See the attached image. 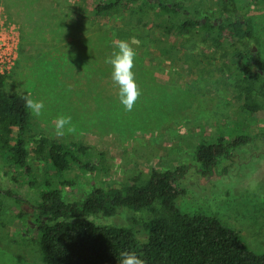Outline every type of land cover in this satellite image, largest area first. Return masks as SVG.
Here are the masks:
<instances>
[{
	"label": "rangeland",
	"instance_id": "obj_1",
	"mask_svg": "<svg viewBox=\"0 0 264 264\" xmlns=\"http://www.w3.org/2000/svg\"><path fill=\"white\" fill-rule=\"evenodd\" d=\"M147 1L133 4L135 9L146 10L138 13L141 23L128 24L125 15L98 16L97 0H0V18L13 22L19 33L18 60L8 74L7 90L28 93L45 104L41 117L31 114L27 134L37 185L31 184V176L22 168L2 160V189L14 190L33 205L41 191L59 188L66 202H77L95 188L131 180L141 184L154 171L193 165L203 142L264 131V113L253 116L244 108L246 94L239 87L243 61L231 60L244 51V45L230 31L223 34L221 47L206 41L201 28L181 36L168 33L164 24L169 15L161 11L160 0H150L149 6ZM175 1H183L190 11L198 9L199 20H217L224 7L223 0ZM234 1L236 15L253 32L249 50L264 59V0ZM124 31L126 36L119 37ZM133 37L140 41L133 71L141 96L129 112L119 101L118 86L105 59L114 50V40ZM255 95L264 104V72ZM60 114L72 117L75 133L53 134L52 122ZM42 139L88 145L95 170L75 166L58 174L35 151ZM253 151L220 177L204 179L188 173L186 194L176 204L186 214L218 217L263 255L264 146ZM8 196H0L4 201L0 264H42L32 206ZM23 210L28 215L21 216ZM130 213L146 222L153 217L148 210L137 213L127 208L111 217L88 215L86 220L129 227ZM137 231L145 241L147 230L140 227Z\"/></svg>",
	"mask_w": 264,
	"mask_h": 264
},
{
	"label": "trees",
	"instance_id": "obj_2",
	"mask_svg": "<svg viewBox=\"0 0 264 264\" xmlns=\"http://www.w3.org/2000/svg\"><path fill=\"white\" fill-rule=\"evenodd\" d=\"M97 1L95 12L98 16L107 13L125 15L128 24H140L142 19L138 13L146 12L142 7L133 8L138 0ZM150 3L148 0L147 6ZM223 4L217 20L206 18L204 22L198 18L200 11H190L183 1H159L161 11L169 15L164 24L168 33L175 31L177 36H181L194 34L201 28L207 35L206 41L212 40L221 47L223 34L230 31L244 45V51L235 53L231 60L243 61L244 78L239 87L246 94V113L255 116L264 113V104L255 95L264 72V59L249 50L253 32L236 15L239 12L236 2L223 0ZM118 29L121 32L122 29ZM124 36L125 31L119 37ZM8 79V74L0 75V161L22 168L31 176V184L35 186L38 182L30 165L27 141L31 113L25 108L23 99L29 94L10 93L7 90ZM263 146L264 131L234 138L222 135L212 143L198 145L193 165L154 171L141 184L131 180L119 186L95 188L83 200L72 203L64 200L61 189L51 187L41 191L39 201L33 205L11 189L5 191L0 187V196L6 193L9 198L32 206L30 214L35 217V241L42 264H118L122 250H134L146 264H264V254L253 251L240 232L216 216L183 213L176 204L186 194L185 177L188 173L198 174L204 179L220 177L235 168L249 152L254 153L253 149L258 151ZM90 149L88 145L74 141L42 139L35 151L47 159L58 174H63L75 166L94 171ZM3 208L4 201L0 200V217ZM127 208L137 213L148 210L153 217L146 222L130 213L132 226L129 227L100 225L86 220L88 215L111 217ZM24 215L28 213L23 210L21 216ZM140 227L147 230L145 241L137 231ZM29 228L32 229L33 225L30 224Z\"/></svg>",
	"mask_w": 264,
	"mask_h": 264
},
{
	"label": "clouds",
	"instance_id": "obj_3",
	"mask_svg": "<svg viewBox=\"0 0 264 264\" xmlns=\"http://www.w3.org/2000/svg\"><path fill=\"white\" fill-rule=\"evenodd\" d=\"M140 41L135 37L129 40L116 39L113 41L114 50L106 57L105 63L111 66V79L118 86V98L126 111H132L141 96V90L135 78V59ZM25 108L34 116L41 117L45 111L42 100L24 96ZM53 134L63 137L76 132L70 115L60 114L53 120ZM118 264H146L134 250H122L119 253Z\"/></svg>",
	"mask_w": 264,
	"mask_h": 264
},
{
	"label": "built area",
	"instance_id": "obj_4",
	"mask_svg": "<svg viewBox=\"0 0 264 264\" xmlns=\"http://www.w3.org/2000/svg\"><path fill=\"white\" fill-rule=\"evenodd\" d=\"M19 51V33L16 25L0 18V75L10 74Z\"/></svg>",
	"mask_w": 264,
	"mask_h": 264
},
{
	"label": "water",
	"instance_id": "obj_5",
	"mask_svg": "<svg viewBox=\"0 0 264 264\" xmlns=\"http://www.w3.org/2000/svg\"><path fill=\"white\" fill-rule=\"evenodd\" d=\"M204 22H206V20L204 19ZM254 50H256V47H254ZM254 55L256 56V53H254Z\"/></svg>",
	"mask_w": 264,
	"mask_h": 264
}]
</instances>
